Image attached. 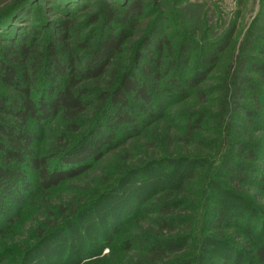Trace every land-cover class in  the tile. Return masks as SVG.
<instances>
[{
    "label": "trees",
    "instance_id": "1",
    "mask_svg": "<svg viewBox=\"0 0 264 264\" xmlns=\"http://www.w3.org/2000/svg\"><path fill=\"white\" fill-rule=\"evenodd\" d=\"M47 1L57 3L54 9L65 15L94 5L96 10L89 16L90 23H98L99 34L90 45L87 41L94 34L87 39L71 40V36L81 33L75 25L77 16L59 18L41 26L37 18L38 7L34 6L37 0H0L1 213L10 209L9 205L21 202L32 189L26 168L36 172L38 190L42 193L80 176L91 175L88 183L96 182V170L92 164L98 163L129 137L139 136L140 128L150 126L155 116L153 107L161 99L169 101L173 92L187 89L196 98L186 110L183 134L177 138L168 134L162 136L161 154L157 158L154 156L157 139L148 142L146 152H143L147 159L134 165L123 164L118 169L120 173L111 177L116 184L131 172L146 177L141 172L151 169L156 159H172L181 165L188 161L195 170L185 171L178 178L174 173L173 180L176 181L168 179L163 189L158 187V180L150 190L139 187L132 199L124 201L126 208L112 213L108 210L111 208H101L102 219H99V212L91 208L92 205L121 186L120 183L104 184L108 177L104 174L100 184L103 189H96H102L101 193L91 196L85 204L82 203L88 194L69 196L65 210L60 211L61 215H55L57 221L53 223L52 231L43 237L53 234L61 228L60 222L67 221L80 210L84 213L93 210L95 227L99 222L100 229H110V236L127 220L133 219L136 230L116 246L119 251L133 246L140 248L142 256L134 264H207L205 259L210 260L214 253L213 244L237 248L233 255L228 253L226 256L230 257L229 260L234 258V263L242 257L246 264H264V194L259 195L264 190V156L262 163L258 164L261 171L257 170L253 178L246 167L248 164L233 158L256 157L255 146L236 136L241 128L235 124L234 113L243 109L249 116L253 114L239 99L250 98L259 104L257 96L260 85H264V27L251 25L247 29L236 46V52L228 58L224 76L218 81L220 94L215 102L219 107L211 104L213 109H206L209 93L204 81L217 67L232 30L222 43L212 41L204 49L197 43L196 34L190 37L191 33L181 40L173 60L163 65L161 54L171 46L160 31V23L154 24L136 42L144 53L136 49L129 67L118 69L114 61L128 43H133L137 36L135 31L139 30L140 2L128 0L118 5L112 0H78L79 5L74 7L75 1L67 5L59 3L62 0ZM252 52L260 53L262 57L256 58ZM246 71L255 72L257 76L251 77L245 74ZM161 93H164L162 98ZM46 123L55 128L42 150L38 144L40 133L35 127ZM212 127L213 132L216 127L220 128V133L214 138L203 136L204 130L209 131ZM249 131L252 130L245 129L242 133ZM121 132L123 135L117 138ZM245 135L249 136L248 140L253 138L252 134ZM242 151H246L245 154H241ZM122 156L128 157V153ZM196 175L198 180L201 179L197 184L201 191L200 205L211 201L215 206H203L197 209L195 216L174 213L181 199L172 196V191L185 189L183 181ZM257 180L262 182L260 186L256 185ZM147 184L151 185L152 181ZM249 186H254L250 197H259L255 199L257 208L251 206L252 201L248 202L247 208H225L218 199L219 194H214L223 190L221 194L225 197L237 196L245 201V194H236V191L244 189L246 193ZM81 190L86 194L89 188ZM146 201L148 203L140 208V204ZM38 206L41 207V203ZM240 221L245 225L238 227L245 236L242 244L217 238L218 234L223 236ZM170 223L177 226L171 230ZM151 224L155 226L154 233L149 230ZM258 225L260 228H256ZM165 229L173 232L160 234ZM102 244L112 250L110 240H102ZM32 246H28L26 253L32 250ZM215 255L225 259L221 251ZM42 262L50 264L46 259ZM208 264L211 263L208 261Z\"/></svg>",
    "mask_w": 264,
    "mask_h": 264
},
{
    "label": "rangeland",
    "instance_id": "2",
    "mask_svg": "<svg viewBox=\"0 0 264 264\" xmlns=\"http://www.w3.org/2000/svg\"><path fill=\"white\" fill-rule=\"evenodd\" d=\"M3 1V0H1ZM73 2L74 7L79 5L76 1L78 0H62L59 3L67 5ZM117 2L118 5L121 2L128 0H112ZM142 4V13L139 18L140 25L139 30H136L137 36L135 37L132 44L126 45L125 51L119 55L114 61L118 69L120 67H129L133 61V54L136 49L143 50L136 46V42L146 35L150 28L154 24L160 23V31L169 40L170 49H166L161 54L160 61L163 65H167L170 60H173L175 55L178 53L180 48L181 40L191 35L193 37L196 34L197 43L204 49L210 42H221L224 40L227 33L232 30V35L228 37L220 56L217 67H215L212 75L207 77L204 81V85L209 93L208 103L206 109H213L211 104H214L215 108H218L215 98L220 94L217 89L218 81L224 76V70L227 67L228 58L236 52V46L239 41L245 35L247 29L254 25V27H264V0H137ZM66 2V3H65ZM57 3H51L47 0H37L34 6L38 7L39 24L41 26L45 24H51L52 21H58L59 18L71 19L76 17V27L81 30L78 36H71V40L87 39L94 34L92 39L88 40V44H92L98 36V23H90V14L95 11L94 5L81 11H72V14L65 15L63 13H57L54 7H57ZM76 4V5H75ZM59 12V11H58ZM51 22H48V21ZM45 21V23H40ZM9 24V22H8ZM256 24V25H255ZM100 32V31H99ZM45 37L44 41L46 40ZM50 38V36H49ZM77 38V39H76ZM144 53V52H143ZM256 58H261L262 54L252 52ZM132 59V61H131ZM169 70V69H166ZM245 74L256 77L255 72L246 71ZM220 84V83H219ZM160 86H162L160 84ZM219 86V85H218ZM261 86V91L257 98L259 104L254 102L252 99H239L243 106L251 110L253 114L249 116L243 109L235 111V124L239 126L240 131L236 133L239 140H243L247 144L255 146L256 157L252 159H240L247 163L246 165L248 172H251V178L256 175L257 170L261 171L258 164L262 163L263 151H264V85ZM159 87V86H158ZM188 94L186 97L184 95ZM164 97V93L159 94ZM183 97V98H182ZM196 98L195 94L190 90H183L182 92H173L172 98L168 101L167 99H161L157 106L153 107L155 116H153L152 124L148 127L140 128V134L134 138H128L122 145L114 148L109 154H106L98 163H93V170H96L94 179L96 182L93 183L89 180L91 175H85L76 177L66 182H62L58 188H53L48 193H42L38 190L36 172L26 168L27 178L32 184V189L25 194L24 199L16 204L9 205L10 209L5 210V213H1L0 210V264H45L43 259H46L50 264H134L135 260L142 256V250L135 246L130 247L128 250H118L119 241L128 237L132 231L136 230L137 226L133 225V219L127 220L122 226L118 228V231L110 236V229L102 230L97 227L95 215L93 210L91 213L77 212L73 217L67 221L60 222V227L49 236H45L47 233L52 231L53 223L57 221L55 219L56 213L61 215L60 211L65 210V206L68 203L67 198L73 193L78 195L86 196L87 199L82 203L85 204L87 200L92 196H98L101 191V178L105 174L106 179L103 181L104 184H119L117 191L111 193L109 196H104L103 200L99 199L92 205L91 208L98 210L99 219H102L100 215L101 208L108 209L110 213L118 211L124 207V201L130 200L135 196V190L139 187H145L147 190L152 188L158 180V187L165 188L167 186V180H173L175 174L177 178L182 176L185 171L195 170V167L191 162L185 161L183 165L180 162L172 159H156L153 167L145 172H141L146 175H137L136 173H129L122 176L116 184L111 176L119 174L118 170L123 164L134 165L137 161L147 159L143 152H146L148 142H153L157 139L154 145V156L159 157L160 147L162 146V136L168 134L172 138H177L183 134L184 122L187 118V111L193 103V99ZM259 120L256 121L255 120ZM253 121V122H252ZM206 126V125H205ZM40 138L38 141L39 146L42 150L45 149V144L50 140V136L55 128L54 125L46 123L43 126L35 127ZM213 127L209 131L204 130L203 136L215 137L220 133V128L216 127L213 132ZM249 129L247 133L252 134L253 138L249 139L247 133H242V130ZM133 134V133H130ZM129 134V135H130ZM214 136H213V135ZM123 132L117 134V138L121 137ZM248 141H247V140ZM150 150V148H149ZM246 151H242L241 154H245ZM124 153H128V157H123ZM168 153H170L168 151ZM258 165V166H257ZM163 166L165 168H163ZM254 172V174H252ZM198 175V174H197ZM197 175L193 179H186L183 184L186 186L185 189H174L172 196L180 198L181 201L178 206L174 209V213H186L188 216H195L197 209L213 208L214 202L208 201L206 205H200V189H198ZM115 176V175H114ZM118 176V175H117ZM125 177V178H124ZM124 178V179H123ZM180 180V179H177ZM251 180V179H249ZM152 181L149 185L147 182ZM176 181V180H173ZM257 186H260L261 181H256ZM107 185V186H108ZM246 188V186H243ZM89 188L87 193L84 194L81 189ZM102 188L100 190H96ZM116 188V186H115ZM254 186L247 187L246 193L244 189L236 191V194H245V201L241 197L234 196L225 197L221 190V193L216 191L214 194H219L218 199L224 205L225 208H231L237 206V208H247L248 202H251V206L257 208L256 198L250 197V192H253ZM257 188V187H256ZM169 190V189H168ZM264 194V190L259 192V195ZM137 196V195H136ZM264 196V195H263ZM152 199V198H151ZM259 197L256 199L258 200ZM149 201V200H148ZM148 201L140 204V208H143ZM41 203V207L38 204ZM37 204V205H36ZM82 208V206H80ZM104 214V213H103ZM61 218V216H60ZM256 219V216H255ZM147 221V216L144 218V222ZM256 224H259L256 222ZM135 226V228H133ZM140 226V225H138ZM144 226V224H143ZM177 225L170 223L168 227L172 230ZM236 226V227H234ZM239 226H245L242 221L236 225H232L233 228L230 231L223 233L224 235H217L221 241H231L237 244H242L245 239L244 234L238 229ZM260 228L258 225L256 228ZM99 228V229H98ZM170 229H165L160 234L168 235ZM149 230L151 233L155 232V226L150 225ZM214 230H210L213 232ZM209 232V231H208ZM224 232V231H223ZM110 236V237H109ZM110 240L112 250L109 251L110 246H103L102 240ZM91 244V245H90ZM29 245L32 246V250L26 253V249ZM220 245V244H219ZM212 245L214 253L211 255L210 260L205 259L211 264H246L245 260L240 257L237 263H234V258L229 260L226 257L229 254H234L237 248L232 247L233 245ZM222 252L225 259L220 255H215L218 251ZM144 252V251H143ZM221 254V253H220ZM24 256V258H23ZM81 259L80 262L76 261Z\"/></svg>",
    "mask_w": 264,
    "mask_h": 264
}]
</instances>
